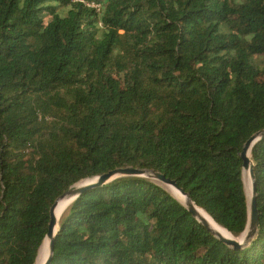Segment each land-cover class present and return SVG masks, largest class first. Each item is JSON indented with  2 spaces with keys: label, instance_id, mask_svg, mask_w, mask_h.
I'll return each instance as SVG.
<instances>
[{
  "label": "trees",
  "instance_id": "trees-1",
  "mask_svg": "<svg viewBox=\"0 0 264 264\" xmlns=\"http://www.w3.org/2000/svg\"><path fill=\"white\" fill-rule=\"evenodd\" d=\"M261 131L264 0H0V264H35L54 202L120 168L162 174L242 236L239 153ZM250 161L245 247L121 177L67 207L50 264H264V137Z\"/></svg>",
  "mask_w": 264,
  "mask_h": 264
},
{
  "label": "water",
  "instance_id": "water-1",
  "mask_svg": "<svg viewBox=\"0 0 264 264\" xmlns=\"http://www.w3.org/2000/svg\"><path fill=\"white\" fill-rule=\"evenodd\" d=\"M263 137H264V131L254 134L252 137H250L246 141V143L242 147L241 152L239 153V157L242 160V173L243 171H248L249 177L251 180V203H250V208H249L250 210L248 212V223H247L246 230L242 234V239L240 241L236 240V238H234L228 232L227 233L231 236V238H223L215 234L204 221H202L201 219H198L193 210L194 204L191 202L189 195L184 193L181 189H179L174 181L166 179L162 174L156 171L138 170V169H132V168H120V169H115L113 171H110L99 177H96L93 179V182L88 183L84 186H80L76 188L75 186H73L71 189H69L66 193H64L54 202L49 212V223L47 226V232H46L44 241L42 243V246L39 250V253H40V251H42L44 248L47 249V257L45 261L43 262V264H50L53 258V243H54V238L56 236V233L58 231L59 221L61 218V216L59 217V220L56 218L55 211L58 207V204L63 200H70V204H71L76 198H78L80 195H82L86 191L93 189L95 187H99L101 185L107 184L121 177L145 178L149 180L158 181L166 186L173 187L181 195L186 197L187 205L186 206L183 205L186 208V210L192 215V217H194L199 222L200 225H202L205 229H207V231H209L216 239L226 244L227 246L233 247L235 249H241L245 247L250 242V240L254 237V235L257 232V228H258V217H257V211H256L257 196H256V190H255V178L253 174V166L250 161V152L253 146L256 144V142ZM247 208H248V205H247ZM37 258H36V261H37Z\"/></svg>",
  "mask_w": 264,
  "mask_h": 264
},
{
  "label": "rangeland",
  "instance_id": "rangeland-1",
  "mask_svg": "<svg viewBox=\"0 0 264 264\" xmlns=\"http://www.w3.org/2000/svg\"><path fill=\"white\" fill-rule=\"evenodd\" d=\"M244 179H245V184H246L245 186L247 188V195H246V191H245V196H246V201H247V205H248V212H249L250 203H251V180L249 177V173L247 171H243V173H242V180L244 181ZM152 181H154V180H152ZM91 182H93V179L82 181V182L78 183L75 186V188L80 187V186H84V185L91 183ZM154 182L157 183L160 187H162L172 197H174L176 200H178L180 202V204H182V205L186 204L185 198L183 196H181L177 190H175L174 188H172L170 186H166V185H164L158 181H154ZM243 185H244V183H243ZM244 190H245V187H244ZM228 238H231L230 235H228ZM241 239H242V236L236 238V240H239V241ZM46 257H47V249L44 248L42 251H40L38 258H37V261H36V264H43Z\"/></svg>",
  "mask_w": 264,
  "mask_h": 264
},
{
  "label": "bare ground",
  "instance_id": "bare-ground-1",
  "mask_svg": "<svg viewBox=\"0 0 264 264\" xmlns=\"http://www.w3.org/2000/svg\"><path fill=\"white\" fill-rule=\"evenodd\" d=\"M248 172V171H247ZM249 173V172H248ZM244 183V187L246 191V195H247V188H246V184H245V179L243 181ZM171 187V186H170ZM173 188V187H172ZM176 190V189H175ZM180 194V193H179ZM181 195V194H180ZM183 196V195H181ZM186 200V197L183 196ZM70 204V200H63L58 204V207L55 211L56 213V218L59 220V217L62 216L63 212L66 210V208L68 207V205ZM187 205V200H186V204ZM193 210L196 214V217L198 219H201L202 221H204L208 227L217 235L223 237V238H228V233L226 231H224L223 229H221L220 227H218L203 211L199 210L198 208L194 207L193 205ZM231 237V236H230Z\"/></svg>",
  "mask_w": 264,
  "mask_h": 264
}]
</instances>
